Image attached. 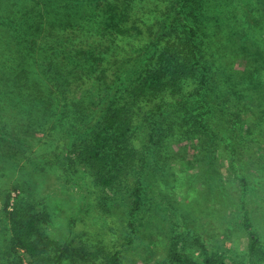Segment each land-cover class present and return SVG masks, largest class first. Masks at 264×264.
Wrapping results in <instances>:
<instances>
[{"label": "trees", "instance_id": "trees-1", "mask_svg": "<svg viewBox=\"0 0 264 264\" xmlns=\"http://www.w3.org/2000/svg\"><path fill=\"white\" fill-rule=\"evenodd\" d=\"M223 1L0 0V129L14 116L36 132L55 129L60 147L72 144L61 151L64 167L110 191L130 186L136 210L148 154L174 133L176 115L189 114L204 95H241L239 83L248 80L260 111L249 116L256 121L250 127L264 135V58L253 59L249 44L216 47L205 32L206 15ZM254 2L264 7V0ZM236 60L243 70L233 68ZM215 62L228 80L217 79ZM81 106L91 113L82 117ZM70 108L80 113L72 134L64 130ZM3 211L14 264H61L64 255L69 264H123L127 247L106 258L65 254L46 232L49 212L18 182L6 191ZM245 228L255 254L258 238L247 217ZM53 251L60 253L54 261ZM202 253L197 262L172 241L160 264H228Z\"/></svg>", "mask_w": 264, "mask_h": 264}, {"label": "rangeland", "instance_id": "rangeland-1", "mask_svg": "<svg viewBox=\"0 0 264 264\" xmlns=\"http://www.w3.org/2000/svg\"><path fill=\"white\" fill-rule=\"evenodd\" d=\"M206 17L205 32L214 36L216 47L249 44L253 59L264 58L263 6L256 7L254 0H225ZM214 64L217 79L228 80L221 65ZM241 65L236 60L233 68ZM247 84L244 79L239 83L241 95L231 90L218 101L204 95L189 114L176 115L174 133L148 154L136 210L130 186L110 191L64 167L61 151L72 144L60 147V132L51 127L36 132L20 117L7 119L0 129V264H14L3 202L17 182L49 212L46 232L65 254L78 251L82 258L93 251L106 258L127 247L123 264H160L168 261L169 246L176 241L197 262L205 248L228 264H264V135L255 137L257 129L250 127L256 121L249 116L260 111ZM81 107L82 117L92 111ZM69 113L70 126L64 130L72 134L80 113L76 108ZM246 217L258 238L255 254L248 249ZM56 251L53 261L60 254ZM64 257L61 264H69Z\"/></svg>", "mask_w": 264, "mask_h": 264}]
</instances>
